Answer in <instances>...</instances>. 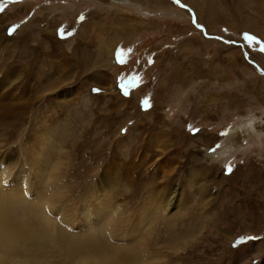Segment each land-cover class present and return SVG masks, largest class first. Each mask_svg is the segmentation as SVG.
Here are the masks:
<instances>
[{"label": "rangeland", "instance_id": "374dc122", "mask_svg": "<svg viewBox=\"0 0 264 264\" xmlns=\"http://www.w3.org/2000/svg\"><path fill=\"white\" fill-rule=\"evenodd\" d=\"M0 8V106L14 107L0 114L3 190L27 188L35 201L41 162L63 176L56 208L68 206L71 235L90 232L84 216L107 196L112 214L127 209L129 235L110 241L139 245L142 264H264V0H0ZM23 175L30 184L19 183ZM153 184L165 213L138 225ZM62 253L0 249V264L90 257Z\"/></svg>", "mask_w": 264, "mask_h": 264}, {"label": "bare ground", "instance_id": "6f19581e", "mask_svg": "<svg viewBox=\"0 0 264 264\" xmlns=\"http://www.w3.org/2000/svg\"><path fill=\"white\" fill-rule=\"evenodd\" d=\"M6 105L0 106V111H1L0 114H2V116L11 115V112L14 109V107L10 106L9 104L8 106ZM244 127L245 126H243V129ZM248 131L250 134H252L253 132L256 133L254 131V128L253 129L248 128ZM48 144L52 145L54 143L52 141H48V143L46 144L47 147H48ZM39 158L40 159L38 162L41 161V157ZM42 161L46 162V160L44 159ZM40 163L37 166L39 170L38 171L36 170V173L39 174V176L37 175V177L40 181H37L36 184L28 183L30 182L29 181L30 177L27 178L26 175L20 176V178H18L20 180L19 183H22L26 180L27 183L31 185V188L33 189V194H34L33 196L36 198V199L34 198L35 201L28 199V192H27L28 189L27 188L24 189V191L23 189H21L20 192H17L14 189H4L3 190V185L0 186V249L6 252H10L12 254L14 253L17 254L20 252L25 253L26 251H29V249L31 248L34 249L35 246H38L39 248H43V246H50V247L59 248L60 250L63 251V253L65 252H66L65 254L68 253V255L69 254L74 255L75 253L82 252V251L89 252L90 257L82 258L81 260L82 264H142L144 263V261H142V258H141V249H139V245L133 247L130 251H125L123 246L112 244V242L110 241L112 233L115 236L120 235L122 239L121 242H124V241L127 242L129 235L127 233L128 228L125 225V219L123 217V214L124 212H126L127 209L125 210L123 208L120 212H118L117 215L112 214L113 212H111V210L115 208V205L112 203V201H110L109 197L107 196H105V198H103L104 196L103 197L98 196L96 198L97 201H100L98 202V204L96 203L97 208H98V209L96 208V211H93V212L88 211L89 209H91V208H88V205H87L88 203L83 205L84 212H82V215L84 216V214L88 211L87 212L88 214H86L84 217L88 218L89 221L93 222V223L90 222L92 223L90 232L82 236H76L77 234L76 235L69 234L68 231L70 232L73 229L71 226H69L70 224L68 225L69 223L68 218L70 217L71 212L66 210L68 206L66 207L65 204L63 206H65L66 211L64 210L63 206H62L63 208H60V211H57L59 209L56 208V207H59L56 205H61L60 201L64 195L63 192H60L61 186L59 182L62 174L60 173L61 176L59 174H55L54 176H52L50 175V172H48L46 167L44 168V165ZM1 168L3 169V167ZM54 170L56 172L57 167H55ZM5 171H6L5 169L1 170L0 178L2 177L7 178L8 171L6 173H3ZM22 173L23 172H20V175ZM106 175L108 176V174ZM125 177L127 179V176ZM163 180H165L164 183H166L167 178L163 177ZM150 189H151V192L149 194L151 196L149 195L150 197H149L147 206H144L138 212V215H139L138 225L144 224V222H146V220L151 216H153V218H157L158 215L165 213L164 207L161 206V202L163 201H159L161 199V196L164 194L163 193L164 190L158 184H153V186ZM204 189L205 188L203 189L199 188V191L197 193L200 196H204V194L207 193V190H204ZM165 191L174 193L175 190L171 191L169 188L168 190L165 189ZM157 193L160 194V197H158V195L156 196ZM170 197L168 196V200H169L167 201L168 204L172 200ZM207 200L208 199H205L204 202H207ZM106 204H108V206ZM168 204L166 205L167 206L166 208H171V206ZM99 208H103V209H99ZM55 211H56V214L54 216ZM77 213H79V211ZM90 214H92L91 217H90ZM94 218L100 221L97 220V222H95ZM107 222H108V225H106ZM65 228H67L68 231ZM238 236L232 239V241L235 240ZM184 246L182 248L183 250H184ZM39 258H40V255H39ZM24 263L31 264L29 262H24ZM41 264H44V263H41Z\"/></svg>", "mask_w": 264, "mask_h": 264}, {"label": "snow or ice", "instance_id": "6c2138e0", "mask_svg": "<svg viewBox=\"0 0 264 264\" xmlns=\"http://www.w3.org/2000/svg\"><path fill=\"white\" fill-rule=\"evenodd\" d=\"M7 2H12V0H7ZM176 2L179 3V0H176ZM2 10H3V9L0 8V11H2ZM245 39H246L247 41H252L254 38L251 37V36L246 35V36H245ZM261 50L264 51V49H261ZM117 57L119 58V61H120V62H123V60H122V56H121L120 53H117ZM94 91H99V90H94ZM145 104H147L146 101H145ZM221 135H225V134L222 133ZM216 147L219 148L220 145L217 144ZM248 239H254V238H253V237H249Z\"/></svg>", "mask_w": 264, "mask_h": 264}, {"label": "water", "instance_id": "95a60500", "mask_svg": "<svg viewBox=\"0 0 264 264\" xmlns=\"http://www.w3.org/2000/svg\"><path fill=\"white\" fill-rule=\"evenodd\" d=\"M127 87H129V85H127Z\"/></svg>", "mask_w": 264, "mask_h": 264}]
</instances>
